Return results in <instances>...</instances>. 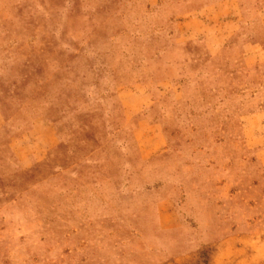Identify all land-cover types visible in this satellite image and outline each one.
Segmentation results:
<instances>
[{
    "label": "rangeland",
    "instance_id": "374dc122",
    "mask_svg": "<svg viewBox=\"0 0 264 264\" xmlns=\"http://www.w3.org/2000/svg\"><path fill=\"white\" fill-rule=\"evenodd\" d=\"M0 114V264H264V0H0Z\"/></svg>",
    "mask_w": 264,
    "mask_h": 264
},
{
    "label": "crops",
    "instance_id": "0c3cea01",
    "mask_svg": "<svg viewBox=\"0 0 264 264\" xmlns=\"http://www.w3.org/2000/svg\"><path fill=\"white\" fill-rule=\"evenodd\" d=\"M43 120V119H42ZM39 122V121H38ZM39 123H41V124H44V125H42V127H43V129L45 130V131H48L49 130V127L47 126L48 125V123H47V121H41V122H39ZM4 125L6 126V124H5V122L3 121V117H2V115L0 114V131H1V129L4 127ZM48 137H49V135H48ZM47 145L46 146H49V141H48V143H46Z\"/></svg>",
    "mask_w": 264,
    "mask_h": 264
}]
</instances>
